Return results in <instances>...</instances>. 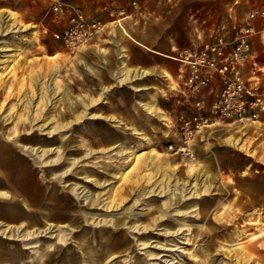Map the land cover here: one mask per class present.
Returning a JSON list of instances; mask_svg holds the SVG:
<instances>
[{"label":"rangeland","instance_id":"1","mask_svg":"<svg viewBox=\"0 0 264 264\" xmlns=\"http://www.w3.org/2000/svg\"><path fill=\"white\" fill-rule=\"evenodd\" d=\"M138 1L139 10L166 7L167 39H155L153 46L177 55L196 49L209 32L199 26L222 23L232 0ZM1 5L39 30L34 38L14 40L16 53L0 50V150L24 163L18 181L0 172V264H264V112L258 120L227 123L210 110L217 92L208 91L209 84L187 95L143 93L134 78L133 87L124 83L104 91L101 80L111 82L107 71L80 66L78 54L96 64L90 47L107 48L111 39L70 51L52 34L58 27L46 0ZM138 15L139 26L145 16ZM251 51L258 63L250 59L242 72L251 80L255 68L264 95L260 39H252ZM166 58L173 67L180 63ZM55 67L59 72L49 79ZM144 79L165 87L154 76ZM142 103L158 107L164 120ZM194 115L206 118L202 127L187 142L177 139L181 121ZM171 141L188 148H167ZM18 142L34 145L36 153ZM150 150L156 152L155 167ZM163 177L183 186L180 195L168 198L170 188L159 187ZM38 188L40 194L53 190L52 200L27 205L26 197ZM16 207L23 209L20 217L14 216ZM237 243L243 250L231 255Z\"/></svg>","mask_w":264,"mask_h":264},{"label":"built area","instance_id":"2","mask_svg":"<svg viewBox=\"0 0 264 264\" xmlns=\"http://www.w3.org/2000/svg\"><path fill=\"white\" fill-rule=\"evenodd\" d=\"M3 1V0H0ZM47 12L52 15L58 27L52 31L54 37L60 39L70 51L86 46L115 22L124 30V18L127 16L122 5L112 2L104 3L102 15L84 6L78 0H46ZM132 4L138 6L136 0ZM264 16V8L255 6L247 12L243 21L235 22L228 27L213 29L199 46L194 49H183L170 58L184 63L179 70L181 84L188 93H194L201 86L209 84L216 75L220 86L210 110L218 117H224L227 123L241 124L248 120H258L264 112V95L258 89V83L245 79L243 67L252 54V35L257 31L254 19ZM264 44V25L259 29ZM202 100H196L200 105ZM202 115L184 118L175 130L176 138L187 142L195 136L205 122ZM167 148L175 151H185L187 146L169 142ZM191 153V149L187 150Z\"/></svg>","mask_w":264,"mask_h":264},{"label":"crops","instance_id":"3","mask_svg":"<svg viewBox=\"0 0 264 264\" xmlns=\"http://www.w3.org/2000/svg\"><path fill=\"white\" fill-rule=\"evenodd\" d=\"M132 1L133 0H79L81 4H83V2L88 4L85 6H88L91 11L96 13L100 12L102 15H104V18L106 17V15L102 12L101 6H103L104 3L108 2H112L116 5H122L125 9V12L127 13V16H125L124 18V30H122L118 24L112 22L110 29L106 30L104 33H102V35L96 38L111 39V41H108V43L113 42L110 44L111 46L102 48L98 45H92L90 47L91 52L99 58V61L96 64L92 65L90 64L92 60L87 59L85 53L79 52L78 60L80 66L89 69H96L100 71L101 75L103 70L107 71V75L111 79V82L106 83L104 80H101V86L104 91H108L109 89L110 91L114 90V86L122 85L124 83H127L126 85L133 87V84L131 83L134 81V78L130 79L129 74L127 75V73L130 70H138L144 72L145 74L137 78L138 81L135 85L136 87H141V89H138L137 91L140 90L143 93H158L162 90L164 94V91L167 89L174 90L175 93L187 95L188 93L183 89V85L181 84L179 75V70L182 67H185L184 63L180 62L176 67H173L166 58L171 57L173 54L164 51L161 48H156L153 46V44H155L156 42L155 39H167L166 7L161 5L158 6V8L146 6V10L144 8L139 10V7L132 4ZM136 2L139 3L138 0H136ZM241 6H243L244 10L242 9L241 13L236 12L237 10H240L238 8H240ZM255 6L264 8V2L252 6L251 0L229 1L227 4V13L222 23H219L213 27L209 24H206L204 26H199L200 24H198V26L202 29H209V32L207 30L205 31V33H202L203 35H201L200 32V39H205L206 37H208L212 33L213 29L219 28L221 26L230 28L229 26L233 23L243 21L247 15V12ZM0 8H9L20 18L22 22H24V24H30L34 26L38 32L39 27L36 23L30 21L27 18V20L23 19V17L11 6L1 5ZM138 14H143V16H145L142 20V24L139 26L138 24L136 25L138 19L137 16H139ZM204 21H206V18H203L201 22ZM253 23L257 31L252 35V39H260L261 43L263 44V38L259 29H261L264 25V17H256ZM158 43L159 45H161L160 40L158 41ZM175 48L176 47L174 45L170 47V49ZM153 52H155L156 54ZM113 59L115 60V62L113 61ZM250 59H252L251 63L255 65L256 63H258L257 60L253 58V56ZM127 60L132 63V65L129 64ZM260 62L261 64L258 65V68L264 66V61L260 60ZM253 73L255 78H253L252 80L257 81L258 87H261L260 74L255 71V68H252V74ZM125 75H127V78L124 81ZM147 76H154L155 79L158 78L160 83H163L165 87L143 82V78L146 79ZM219 82V76L216 75L214 77V80L209 83V86H207L208 91L217 92L220 86ZM202 87L203 86H201L200 88ZM142 104L144 105V103ZM144 107L149 113L157 115L161 117L162 120H164V113L155 105H144ZM0 168V172L4 177H6L7 179H16L18 181L19 179H21L22 171H24V163L21 158L18 159L17 157L11 155L9 150L3 148L0 150ZM10 197L11 199L16 198L14 193H12ZM52 198L53 190L50 189L47 192V190L44 188V192L40 194L38 188L35 191L34 195L26 197V202L28 205L29 203L33 204L37 200H52ZM27 199H29V201ZM13 213H16L14 215L15 217H20L23 213V209L20 207H16L15 211L13 209Z\"/></svg>","mask_w":264,"mask_h":264},{"label":"bare ground","instance_id":"4","mask_svg":"<svg viewBox=\"0 0 264 264\" xmlns=\"http://www.w3.org/2000/svg\"><path fill=\"white\" fill-rule=\"evenodd\" d=\"M8 34H12L10 38V36H8ZM37 34V30L35 29L34 26L30 25V24H24L20 18L14 13L12 12L9 8H0V37L2 38L0 40V43L3 44V46L0 47V50H3V51H8V50H12L16 53V51H19L20 50V47L14 43V40H24V36H27V35H30L32 38H34ZM24 49V48H23ZM23 51V50H22ZM11 53V52H10ZM9 53V54H10ZM7 55V54H6ZM4 56V55H3ZM80 58V57H79ZM59 72V69L57 67L54 68L53 72L49 75V79H53L55 76H57ZM129 74V77L130 79L131 78H138L140 76H143L145 73L144 72H141V71H129L127 73V75ZM127 75L124 76V80H126L127 78ZM40 75L39 74H34V80L37 82L39 79H40ZM121 81V80H120ZM39 84V83H38ZM42 84V83H41ZM37 85V84H36ZM38 86V85H37ZM48 87L51 88V91L55 92L53 89H52V83H51V80L50 82L48 83ZM39 90H41V86H39ZM49 91V90H48ZM50 92V91H49ZM40 93V92H39ZM27 94V92H25V95ZM58 100H60L58 98ZM28 101V99H27ZM156 113V112H155ZM92 115V114H91ZM95 116V115H93ZM247 124V123H246ZM209 125V124H207ZM57 129V127H53L52 130H55ZM19 143V142H18ZM61 143V142H60ZM22 147H23V150L26 151L28 154H32L33 153H36L37 151V148L34 146V145H30L29 146H26L27 144H21L19 143ZM59 149V148H58ZM61 150V149H60ZM59 150V151H60ZM45 151V149H44ZM51 151V150H50ZM47 151H45L46 153ZM37 155V154H36ZM34 155V156H36ZM148 156L149 158L152 160V166L155 167L157 166V156H156V152H153V150H150L148 152ZM35 160V159H34ZM40 161V159H39ZM42 162V161H41ZM68 169H66L64 171L67 172ZM159 187L164 190L166 188H170V193L167 195L169 196L168 198H170L171 200L176 198L178 195H180V193L183 191V186L180 185L178 183L177 180H175L173 183H171V180L169 178H164L160 180V183H159ZM144 189V187H142L140 189V191L142 192ZM185 190V189H184ZM146 192V191H145ZM162 192V191H161ZM144 194V193H143ZM166 196V197H167ZM90 202L92 201H95L96 198L94 196H90ZM170 200V201H171ZM27 206V205H26ZM113 220V219H111ZM156 220V219H155ZM123 222V221H122ZM36 223V222H35ZM98 223V222H97ZM57 224V223H56ZM35 226V225H34ZM55 226V225H54ZM16 229L18 230L19 226H15ZM27 227V226H26ZM56 227V226H55ZM172 231V230H171ZM6 232V231H5ZM58 233V232H57ZM3 234V233H2ZM25 234V233H24ZM7 246V245H6ZM232 246V245H231ZM235 247H233V249H236L237 250H234V253L232 252L231 255H234V256H237L241 250H243V248L239 247V243L233 245ZM245 247V246H244ZM229 248V247H228ZM229 250V249H228ZM230 252V250H229ZM0 259H3L1 258L0 256ZM241 260V259H240Z\"/></svg>","mask_w":264,"mask_h":264}]
</instances>
